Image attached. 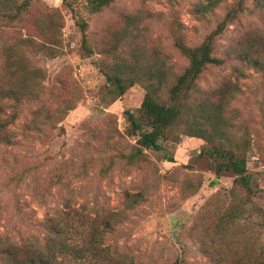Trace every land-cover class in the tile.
I'll return each mask as SVG.
<instances>
[{
    "label": "rangeland",
    "instance_id": "1",
    "mask_svg": "<svg viewBox=\"0 0 264 264\" xmlns=\"http://www.w3.org/2000/svg\"><path fill=\"white\" fill-rule=\"evenodd\" d=\"M239 1L114 0L94 13L88 0H32L21 20L0 17V117L10 138L0 142V247L43 248L49 222L69 215L61 224H76L81 214L88 242L97 228L125 264L264 261V2L244 0L215 37L223 63L200 75L185 118L211 115L205 126L231 148L246 146L251 191L233 172L217 175L202 155L212 145L184 127L161 150L128 158L138 147L128 112L149 89L168 103L189 67L176 39L201 45ZM111 75L134 83L118 96ZM12 85L21 104L2 98Z\"/></svg>",
    "mask_w": 264,
    "mask_h": 264
},
{
    "label": "trees",
    "instance_id": "2",
    "mask_svg": "<svg viewBox=\"0 0 264 264\" xmlns=\"http://www.w3.org/2000/svg\"><path fill=\"white\" fill-rule=\"evenodd\" d=\"M114 0H88V8L91 12H100L108 7ZM32 0H0V17L10 22L19 21L29 11ZM244 0H240L235 8L227 15L226 21L210 34L205 41L196 47H189L182 43L181 38L176 39L178 48L189 59V67L179 76L175 85L170 89L168 103H160L156 99L155 92L148 90L138 113L128 112L130 122L129 132L137 137L136 152L128 156L132 161L137 157L141 160L147 150H161L160 140L169 139L170 132L177 127H184L183 134L196 137L212 145L210 149L202 151V155L210 156L216 161V173L233 172L238 177L237 186L246 191H251V178L247 171L246 146L230 147L229 141L223 140L222 134H218L214 127H207L212 118L203 113L194 114V118L186 120L190 111L188 101L191 92L196 88V82L203 71L211 65H220L223 60L214 56L215 37L223 33L228 21H232L239 13L244 11ZM264 0H257L261 6ZM211 6H208L210 9ZM81 31L85 32L86 22H78ZM264 48V45H263ZM250 51L243 54L244 59H249ZM254 65H259L258 59L252 58ZM5 76H8L5 74ZM110 82L114 83L118 90V96H122L134 82L127 85L117 76H110ZM18 88L11 86L2 98H8L20 103ZM1 98V100H2ZM21 104V103H20ZM1 112V109H0ZM188 123V124H187ZM186 124V125H185ZM10 141L7 124L0 117V142ZM70 222V216L62 217L60 222H49L50 238L46 240L43 248L35 245H5L0 247V264H125L115 259V254L109 247H103L100 242V234L97 228L92 229L93 238L88 242V216L80 214L76 218V224H61ZM111 228L110 223L107 224ZM117 262V263H116ZM129 264H134L130 262ZM254 264H264V261Z\"/></svg>",
    "mask_w": 264,
    "mask_h": 264
}]
</instances>
